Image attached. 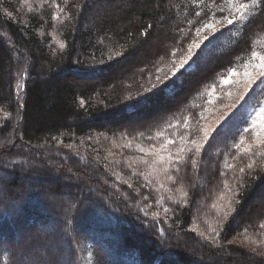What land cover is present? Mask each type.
Returning <instances> with one entry per match:
<instances>
[{"label": "trees", "instance_id": "16d2710c", "mask_svg": "<svg viewBox=\"0 0 264 264\" xmlns=\"http://www.w3.org/2000/svg\"><path fill=\"white\" fill-rule=\"evenodd\" d=\"M259 57L260 0H0V264H264Z\"/></svg>", "mask_w": 264, "mask_h": 264}, {"label": "snow or ice", "instance_id": "6c2138e0", "mask_svg": "<svg viewBox=\"0 0 264 264\" xmlns=\"http://www.w3.org/2000/svg\"><path fill=\"white\" fill-rule=\"evenodd\" d=\"M260 3H264V0H260ZM247 8V5H241L240 9H238L239 11H241L243 13V10ZM11 15V13H9V16ZM199 15V14H197ZM243 18V15L242 17ZM224 20H226L227 24H233L234 23V20H235V17L233 16L232 18H228V17H225ZM221 23H223V21H221ZM203 29H207L209 30L210 32H214L216 31L215 29V24L213 22H209V23H205L203 25ZM202 33V29H197V36L199 37ZM206 39V37H205ZM202 41L201 40H194L190 45H189V48H188V54L183 57L180 61V63L176 66L177 68H183L185 66V64L188 62V60L192 57L193 55V49H196V48H199L200 45H201ZM61 47H63V44H61ZM257 54L254 52L253 53V56H256ZM259 60H260V63L257 64V65H253V71L251 73H245V76L248 77V85L249 87L255 82V80L257 78H264V57H259ZM172 71H175V69H173ZM234 71V70H233ZM225 83H227L228 81L225 80L224 81ZM241 99H243V96L241 97ZM231 107H235V104L231 105ZM261 115H264V105H261L259 107V110L257 112V116H261ZM252 123L253 125L256 124V118L253 117V120H252ZM209 132H206L205 133V139H207V136H208ZM167 143H174V141H167ZM200 146H197V150H199ZM141 152H144L145 149L143 148H140L139 149ZM160 160L163 161L164 158L163 157H160ZM153 166L155 165L156 161H153ZM249 167H251V165H249ZM243 171V170H241ZM145 180L148 179L147 176L144 177Z\"/></svg>", "mask_w": 264, "mask_h": 264}, {"label": "rangeland", "instance_id": "374dc122", "mask_svg": "<svg viewBox=\"0 0 264 264\" xmlns=\"http://www.w3.org/2000/svg\"><path fill=\"white\" fill-rule=\"evenodd\" d=\"M88 27V26H87ZM218 119H216L215 121H214V126H215V124L217 123L218 124V122L219 121H217ZM7 164V163H6ZM47 182V181H46ZM46 182H41L40 184H46ZM48 183V182H47ZM67 189H65L64 190V192H63V194H62V198L63 199H67L68 197H67ZM259 195H261L260 197H254L253 199H251V203H255V202H259V201H261L262 199H264V186H263V188L261 189V191H259ZM24 240V238L23 239H21V242ZM68 242L67 241H63V244L62 245H60L59 247L61 248L60 249V251L61 250H63V248L64 247H66ZM52 246V245H51ZM47 247H49V251H50V246H49V244H45V246H43V248L44 249H46ZM39 248H41V246H39ZM37 253V252H41V250H39V249H36L35 251H34V253ZM51 253H53L52 251H50ZM22 253V252H21ZM34 253L32 254V252H27L25 255H24V257H23V260H22V262L24 263V264H26L25 263V261L27 260V259H33V260H35L36 258H37V255H34ZM64 253H66V252H64ZM62 264H65V263H63L62 262Z\"/></svg>", "mask_w": 264, "mask_h": 264}]
</instances>
